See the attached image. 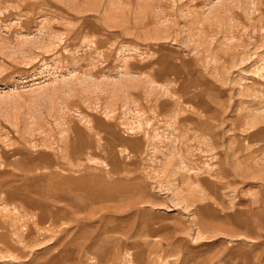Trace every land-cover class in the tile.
Wrapping results in <instances>:
<instances>
[{
  "label": "rangeland",
  "instance_id": "374dc122",
  "mask_svg": "<svg viewBox=\"0 0 264 264\" xmlns=\"http://www.w3.org/2000/svg\"><path fill=\"white\" fill-rule=\"evenodd\" d=\"M0 264H264V0H0Z\"/></svg>",
  "mask_w": 264,
  "mask_h": 264
}]
</instances>
